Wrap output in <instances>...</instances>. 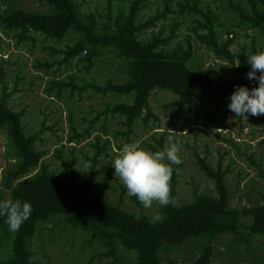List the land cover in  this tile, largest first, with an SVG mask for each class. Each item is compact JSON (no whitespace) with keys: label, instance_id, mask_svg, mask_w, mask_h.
Instances as JSON below:
<instances>
[{"label":"trees","instance_id":"16d2710c","mask_svg":"<svg viewBox=\"0 0 264 264\" xmlns=\"http://www.w3.org/2000/svg\"><path fill=\"white\" fill-rule=\"evenodd\" d=\"M38 1L45 4L46 12L18 7V0H0V5L6 4L4 10L0 9V33L11 34L15 46L25 42L34 45L33 34L55 42L73 34L75 39L59 52L61 59L54 65H69L83 53L82 59L88 70L94 59L112 56L111 59L120 61L126 77L119 83L107 79L101 85L90 82L76 86L71 77L49 82L45 93L56 98L64 89H69L70 94L91 90L102 96L112 93L128 98V101L107 103L95 111L82 132H77L69 121L72 133L69 141L79 143L85 139L98 119H103L104 125L108 117L120 116L124 130L117 135L129 142L138 119L143 124L150 118L156 119L148 102L154 89L168 90L175 95L164 108L173 106V114L182 116L181 128L185 123L189 124L193 114V117L201 114L210 119V114H203V111L212 107L220 111V120L224 121L230 113L227 104L234 86L244 85L251 89L257 84L246 78L249 65L245 61L248 55L261 51L263 44H258L257 38L253 37L249 46L233 52L231 34L255 30L264 41V0H211L212 7L202 0H164L162 8L145 20L140 19V13L152 0H116L119 6L115 16L111 15L110 0H107L104 15L83 13L75 0ZM169 16L172 23L167 35H163L161 28L154 32L157 24ZM222 16L228 26L220 22ZM186 20L190 23L188 32L179 40L178 31L185 28ZM148 30H152L150 36L141 40L140 36ZM195 43L220 64L205 66L199 63ZM237 63L239 66L235 65ZM51 67L52 64L46 61L34 65L36 70L45 73ZM8 100L9 94L3 89L0 132L6 135L14 162L1 172L0 186L7 190L6 199L30 202L32 212L16 233H10L0 218V264H33L32 238L40 225L55 219L63 227L85 233L88 243L99 245V257L116 259L121 251L133 254L127 260L129 264H161L162 255L167 256L177 247L191 242L200 254L189 264H210L213 245L224 236L239 241L252 254L262 251L255 241L264 236V201L240 209L230 207L225 183L230 167L222 165V155L212 167L205 157L195 154L198 169L213 182L215 195L194 190L191 199L181 204L175 203L178 172L173 165L172 203L160 206L157 213L163 219L153 222V216L124 210L122 183L117 201H107L105 195L111 170L101 180L97 179L98 164L109 148L107 139L100 142L96 136L95 142L90 143L94 151L86 157L88 167L82 178L74 156L68 161L58 156L65 170L62 173L52 170L42 161L46 153L36 148L44 129L27 134L23 124L25 109L13 111ZM102 128L106 132L105 126ZM159 141L162 142V138ZM261 143L264 144V138ZM159 146L160 150L164 147L162 143ZM247 160L258 166L251 157ZM259 176L264 180V173ZM131 199L138 204L135 196Z\"/></svg>","mask_w":264,"mask_h":264},{"label":"rangeland","instance_id":"374dc122","mask_svg":"<svg viewBox=\"0 0 264 264\" xmlns=\"http://www.w3.org/2000/svg\"><path fill=\"white\" fill-rule=\"evenodd\" d=\"M75 1L80 5L83 13L101 15L107 13L105 9L107 0ZM163 1L152 0L140 13V19L145 20L157 9H161ZM202 1H207L211 7L213 6L211 0ZM110 2L111 15L115 16L119 4L116 0ZM5 5H0V9L4 10ZM16 6L34 12L43 13L47 10L45 4L38 0H18ZM220 22L228 26L224 16L221 17ZM171 23L172 17L169 16L164 22L157 24L154 32L161 28L163 35H167ZM188 25L190 23L186 20L185 28L178 31L179 40L188 32ZM151 31L142 34L141 40L147 39ZM231 35L234 39L231 47L233 52L238 51L242 46H249L253 37L257 38L258 44H263L261 51H264V41L258 31H235ZM33 36L36 41L34 45L25 42L15 46L11 34L0 33V97L4 89L9 94L8 104L13 111L25 109L23 124L27 134L44 129L36 148L46 153L42 161L52 170L60 173L65 170L59 163L58 156L65 161L74 156L76 169L82 178L88 167L86 157L91 156L94 151L90 143L95 142L96 136L100 138V142L107 139L110 142L109 148L98 164L97 179L101 180L108 170H111V179L105 197L107 201L115 203L122 182L113 173L110 161L119 154L121 146L135 142L146 150L159 151V144L165 146L171 139L179 142V155L182 160L181 164L176 165L178 172L176 204L189 201L194 190L215 195L213 182L198 169L195 154L205 157L212 167H215L218 158L223 156L222 165L230 167L225 183L229 191L231 208L240 209L264 201V180L259 176L264 173V144L261 143L264 138V115L247 116L245 119L230 112L226 120L221 121L220 111L212 107L203 111V114H210V119L203 118L201 114L193 117V114L189 117V124L185 123L181 128L179 123L182 116L173 114V106L164 108V104L172 102L175 95L168 90L154 89L148 102L156 119L150 118L145 124L138 119L129 142L117 135L124 130L120 116L108 117L104 125V120L98 119L85 139L79 143L69 141L68 138L72 135L69 121L77 132H82L94 117L95 111L100 110L107 103L128 101V98L112 93L102 96L91 90L81 94H70L69 89H64L61 96L56 98L53 94L45 93L49 82L64 81L71 77L72 83L76 86L90 82L101 85L107 79L119 83L126 80L123 66L120 61L111 59L112 56H104L101 59H94L90 69L86 70L87 63L82 59V54L80 59H73L69 65L57 67L54 64L61 59L59 52L73 42L75 35L70 34L60 42L46 40L38 34ZM195 46L199 63L205 66L220 64L201 45L195 43ZM43 61L52 64L46 73L34 68L37 62ZM103 126L106 132L103 131ZM161 138L162 142L159 141ZM223 138L231 141H224ZM247 157L257 162L258 168L251 165ZM13 158V151L8 145L6 135L1 131L0 180L1 172L11 166L14 162ZM124 190V210L149 216L157 214L160 206L156 202H153L152 207L145 209L139 202L135 204L125 188ZM7 195V190L0 186V199H6ZM88 239L81 231L63 227L57 219L42 224L31 241L33 264H129L127 260L133 257V254L124 251H121L116 259L99 257L97 255L101 247L95 243H88ZM255 243L262 251L252 254L231 236L221 237L213 245L210 264H264V236ZM249 249L251 251L250 247ZM237 251L240 253L237 254ZM199 254L200 251L193 242L187 243L177 247L167 256L162 255L161 264H189Z\"/></svg>","mask_w":264,"mask_h":264},{"label":"clouds","instance_id":"9594fccd","mask_svg":"<svg viewBox=\"0 0 264 264\" xmlns=\"http://www.w3.org/2000/svg\"><path fill=\"white\" fill-rule=\"evenodd\" d=\"M83 54V53H82ZM245 63L249 65L246 78L257 81L249 89L244 85L234 86L229 94L227 108L237 117L264 115V51L250 54ZM239 66V63L235 64ZM257 72L259 75H257ZM178 141H171L159 151L142 148L135 142L125 143L119 154L110 161L113 173L120 179L129 196L145 208L153 202L164 207L172 203L170 197V179L173 165L182 163ZM32 212V205L20 199H0V218H3L10 233L19 231ZM159 213L152 217L153 222L162 221Z\"/></svg>","mask_w":264,"mask_h":264}]
</instances>
